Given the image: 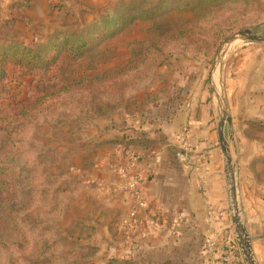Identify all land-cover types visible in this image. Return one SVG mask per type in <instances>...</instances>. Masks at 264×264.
Here are the masks:
<instances>
[{
  "label": "crops",
  "instance_id": "obj_1",
  "mask_svg": "<svg viewBox=\"0 0 264 264\" xmlns=\"http://www.w3.org/2000/svg\"><path fill=\"white\" fill-rule=\"evenodd\" d=\"M26 1L35 11L52 0ZM179 78L155 109L131 115L116 109L96 119L97 129L71 133L66 149L81 155L67 159L57 182H76L64 215L96 247L90 252L95 263L222 264L219 256L233 237L216 111L201 71L188 84ZM223 82L242 218L256 261L264 264V142L253 129L264 126V44L235 47L224 59ZM123 135L149 139L129 145L139 157L133 165L117 142ZM124 169L140 175L145 201L131 231L122 225L134 205ZM232 264L243 263L236 258Z\"/></svg>",
  "mask_w": 264,
  "mask_h": 264
},
{
  "label": "trees",
  "instance_id": "obj_2",
  "mask_svg": "<svg viewBox=\"0 0 264 264\" xmlns=\"http://www.w3.org/2000/svg\"><path fill=\"white\" fill-rule=\"evenodd\" d=\"M239 2L251 7L243 21L226 16ZM256 4L257 0H118L111 12L76 29L56 30L44 42L0 44V208L14 203L21 193L34 200L41 187L36 181L45 174L43 162L27 145L36 123H53L63 111L78 118L92 110L94 116L116 108L129 115L141 112L156 99L149 94L138 99L134 93L158 67L171 66L178 55L189 51L214 52L234 31L248 26L254 18L250 13L258 11ZM140 20L154 21L153 39L137 42L120 65L97 71L94 64L102 44ZM11 68L32 78L22 99L11 93ZM2 135L7 139L5 153L1 152ZM117 142L139 159L129 145L149 139L123 135ZM59 183L41 192H50L51 201L63 194L59 196L61 214L76 182ZM50 241L53 247L55 242Z\"/></svg>",
  "mask_w": 264,
  "mask_h": 264
},
{
  "label": "rangeland",
  "instance_id": "obj_3",
  "mask_svg": "<svg viewBox=\"0 0 264 264\" xmlns=\"http://www.w3.org/2000/svg\"><path fill=\"white\" fill-rule=\"evenodd\" d=\"M66 1L69 2V0H52L50 2L52 5L48 4L46 10L34 11L30 3L26 4L28 3L26 0H0V44L44 42L56 30L76 29L81 24L91 23L101 14L111 12L118 0L114 3L111 0H90V4H81L82 2L79 3L76 0L74 3L73 1L66 3ZM106 3L109 7L104 5ZM256 10H258L257 13H250V17L254 16V18L246 28H251L257 33H264V0H257ZM250 11L251 7L249 10L245 4L239 2L235 8L227 12L226 16L243 21L249 17ZM153 37L154 21H137L128 30L102 44L101 55L94 64L95 69L103 71L120 65L128 59L131 49L137 42L152 40ZM243 43L248 42L238 41L230 46L225 58L235 47ZM215 51L212 53L189 51L178 55L171 66L158 67L146 84L134 93L138 99H142L144 94L152 95L156 99L144 107V110L155 109L154 103L161 101L170 91L167 86L178 83L182 75L184 78L187 77L185 80L187 82L201 71V74L205 75L204 85L210 91L209 69ZM73 68L79 70L76 66ZM9 76L13 97L24 98L32 78L12 68ZM182 86L184 89L188 88L185 82ZM174 92L177 93V90ZM13 97L10 101H13ZM92 111L87 115L82 114L79 118L71 117L69 113L63 111L53 123L39 122L34 125L27 145L30 151L35 153L32 152L33 155L40 157L45 174L38 177L36 181L41 187L34 193V200L29 201V195L21 193L14 203L0 208V264H100L91 259L93 257H90V252H93L92 249L96 247L86 244V239L82 237V230L71 229L73 222L64 215L67 198H65L63 212L60 214L58 213L59 196L63 194H57L56 200L51 201L50 192L46 194L45 191L41 192L43 188L50 189L62 181L57 182V178L66 173L68 158L75 159L81 155V152L67 150L66 146L74 140L71 133L76 129H97L95 121L99 116L92 115ZM253 129L260 132V140L264 142V126ZM250 135L253 136L254 133ZM1 146V152L5 153L7 139L3 135ZM230 231L236 242L231 224ZM50 239L55 242L53 247ZM235 251L239 252L238 246ZM235 255L244 264L240 252L239 255L236 253ZM106 264H115V260Z\"/></svg>",
  "mask_w": 264,
  "mask_h": 264
},
{
  "label": "water",
  "instance_id": "obj_4",
  "mask_svg": "<svg viewBox=\"0 0 264 264\" xmlns=\"http://www.w3.org/2000/svg\"><path fill=\"white\" fill-rule=\"evenodd\" d=\"M238 41L264 43V33H257L251 28H245L232 33L227 39L220 43L214 53L209 69L210 92L217 116L218 140L225 159L224 168L227 178L230 219L235 235L234 237L244 264H258L241 213L238 176L234 155L231 149L233 130L225 99L223 82L224 58L230 46Z\"/></svg>",
  "mask_w": 264,
  "mask_h": 264
},
{
  "label": "built area",
  "instance_id": "obj_5",
  "mask_svg": "<svg viewBox=\"0 0 264 264\" xmlns=\"http://www.w3.org/2000/svg\"><path fill=\"white\" fill-rule=\"evenodd\" d=\"M181 156V154H179ZM184 158V156L182 155ZM185 159V158H184ZM130 164L133 165L136 162L137 158L133 155H130ZM124 174L126 175V187L133 198L134 205L129 209L127 217L123 219L122 225L125 229L131 231L135 229L138 224V209L143 207L145 201L143 197L142 188L140 186L141 177L138 173L128 174L126 169H124ZM237 249L236 242L234 238L230 240L225 247L223 253L220 254L219 260L222 264H232L237 258L235 255V250Z\"/></svg>",
  "mask_w": 264,
  "mask_h": 264
}]
</instances>
